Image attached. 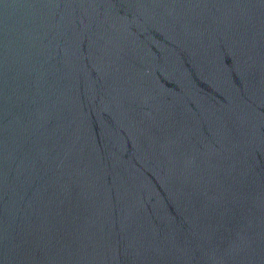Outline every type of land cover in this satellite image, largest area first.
<instances>
[{"label":"water","instance_id":"obj_1","mask_svg":"<svg viewBox=\"0 0 264 264\" xmlns=\"http://www.w3.org/2000/svg\"><path fill=\"white\" fill-rule=\"evenodd\" d=\"M0 264H264V0H0Z\"/></svg>","mask_w":264,"mask_h":264}]
</instances>
